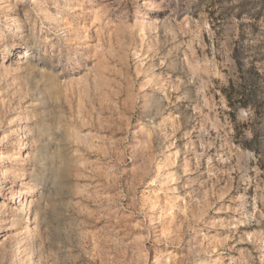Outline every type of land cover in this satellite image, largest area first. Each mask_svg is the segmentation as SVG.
<instances>
[{
    "label": "rangeland",
    "instance_id": "rangeland-1",
    "mask_svg": "<svg viewBox=\"0 0 264 264\" xmlns=\"http://www.w3.org/2000/svg\"><path fill=\"white\" fill-rule=\"evenodd\" d=\"M0 264H264V0H0Z\"/></svg>",
    "mask_w": 264,
    "mask_h": 264
},
{
    "label": "trees",
    "instance_id": "trees-1",
    "mask_svg": "<svg viewBox=\"0 0 264 264\" xmlns=\"http://www.w3.org/2000/svg\"><path fill=\"white\" fill-rule=\"evenodd\" d=\"M231 92H232V88L230 89V87H229L228 91L225 90V97H226L229 105H232V102H231L232 93ZM244 96H245V94H242V96H240L242 100L244 99ZM242 105H244V104H242Z\"/></svg>",
    "mask_w": 264,
    "mask_h": 264
},
{
    "label": "bare ground",
    "instance_id": "bare-ground-1",
    "mask_svg": "<svg viewBox=\"0 0 264 264\" xmlns=\"http://www.w3.org/2000/svg\"><path fill=\"white\" fill-rule=\"evenodd\" d=\"M19 192H21V191L19 190Z\"/></svg>",
    "mask_w": 264,
    "mask_h": 264
}]
</instances>
